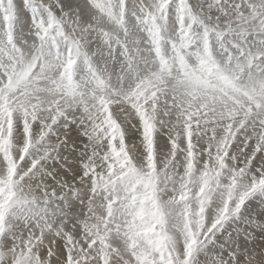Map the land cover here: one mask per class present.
<instances>
[{
  "label": "snow or ice",
  "instance_id": "snow-or-ice-1",
  "mask_svg": "<svg viewBox=\"0 0 264 264\" xmlns=\"http://www.w3.org/2000/svg\"><path fill=\"white\" fill-rule=\"evenodd\" d=\"M0 264H264V0H0Z\"/></svg>",
  "mask_w": 264,
  "mask_h": 264
}]
</instances>
